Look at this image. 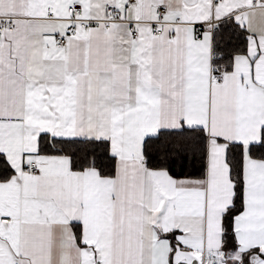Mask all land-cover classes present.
I'll return each mask as SVG.
<instances>
[{
    "label": "snow or ice",
    "instance_id": "obj_1",
    "mask_svg": "<svg viewBox=\"0 0 264 264\" xmlns=\"http://www.w3.org/2000/svg\"><path fill=\"white\" fill-rule=\"evenodd\" d=\"M0 264H264V0H0Z\"/></svg>",
    "mask_w": 264,
    "mask_h": 264
}]
</instances>
